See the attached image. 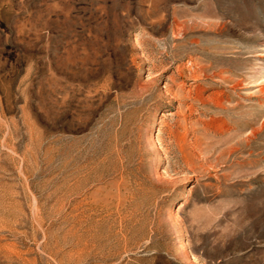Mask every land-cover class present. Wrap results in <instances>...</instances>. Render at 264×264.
I'll return each mask as SVG.
<instances>
[{"label": "rangeland", "instance_id": "1", "mask_svg": "<svg viewBox=\"0 0 264 264\" xmlns=\"http://www.w3.org/2000/svg\"><path fill=\"white\" fill-rule=\"evenodd\" d=\"M0 264H264V0H0Z\"/></svg>", "mask_w": 264, "mask_h": 264}]
</instances>
